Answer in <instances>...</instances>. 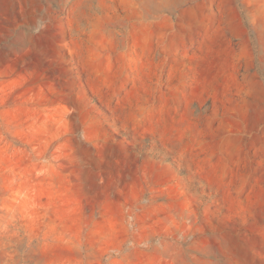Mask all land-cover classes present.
Masks as SVG:
<instances>
[{"label":"rangeland","instance_id":"obj_1","mask_svg":"<svg viewBox=\"0 0 264 264\" xmlns=\"http://www.w3.org/2000/svg\"><path fill=\"white\" fill-rule=\"evenodd\" d=\"M0 264H264V0H0Z\"/></svg>","mask_w":264,"mask_h":264},{"label":"trees","instance_id":"obj_2","mask_svg":"<svg viewBox=\"0 0 264 264\" xmlns=\"http://www.w3.org/2000/svg\"><path fill=\"white\" fill-rule=\"evenodd\" d=\"M165 159H167V157Z\"/></svg>","mask_w":264,"mask_h":264}]
</instances>
